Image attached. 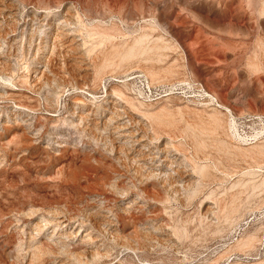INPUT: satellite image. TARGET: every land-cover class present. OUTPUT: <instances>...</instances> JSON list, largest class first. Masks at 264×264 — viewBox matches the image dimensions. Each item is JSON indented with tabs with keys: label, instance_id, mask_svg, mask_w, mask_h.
Returning a JSON list of instances; mask_svg holds the SVG:
<instances>
[{
	"label": "rangeland",
	"instance_id": "374dc122",
	"mask_svg": "<svg viewBox=\"0 0 264 264\" xmlns=\"http://www.w3.org/2000/svg\"><path fill=\"white\" fill-rule=\"evenodd\" d=\"M263 1L12 0L0 264H264Z\"/></svg>",
	"mask_w": 264,
	"mask_h": 264
},
{
	"label": "built area",
	"instance_id": "2783aa9c",
	"mask_svg": "<svg viewBox=\"0 0 264 264\" xmlns=\"http://www.w3.org/2000/svg\"><path fill=\"white\" fill-rule=\"evenodd\" d=\"M115 83L119 84H125V83H131V85L134 88V92L137 94V96L141 97L143 100L147 102H156L160 100L161 98L165 97V95L170 92V90H163L159 93L154 92L153 88L149 85V82L147 81V78L142 74H133L131 76H125L123 78L115 79L113 80ZM191 84H183L181 86H178L176 88L182 89L185 87H189ZM193 87H195V90H197L199 94V98L201 99V102L203 106H210L215 107L216 109L219 108V103L216 102L215 99L212 98L210 94H208L204 88L200 84H194ZM229 115V114H228ZM249 218L247 220H244L237 228V230L232 234L230 237L231 245L234 243H237L238 239L241 238L245 230L248 228ZM243 260H252L254 258L248 257V258H242Z\"/></svg>",
	"mask_w": 264,
	"mask_h": 264
},
{
	"label": "bare ground",
	"instance_id": "6f19581e",
	"mask_svg": "<svg viewBox=\"0 0 264 264\" xmlns=\"http://www.w3.org/2000/svg\"><path fill=\"white\" fill-rule=\"evenodd\" d=\"M248 1V0H247ZM11 2H12V0H5V5H4V3L2 4V3H0V18H2V17H5V16H10V14H12V12L14 13V11L13 10H11V6H9V4H11ZM264 2V1H263ZM262 2V3H263ZM50 5V4H49ZM48 5V6H49ZM263 6H264V4H263ZM51 9V8H50ZM36 10H38V11H41V12H43V11H45V10H47V8H40V7H37V9ZM263 14H264V12H263ZM8 16V17H9ZM7 17V18H8ZM6 18V17H5ZM66 22H68V21H66ZM262 26V25H261ZM260 26V27H261ZM143 41V40H142ZM138 42V41H137ZM264 43V42H263ZM155 48H157V47H155ZM160 49V48H159ZM131 54V53H130ZM158 55V54H157ZM150 85V84H149ZM202 86V85H201ZM205 90V89H204ZM207 92V91H206ZM208 93V92H207ZM209 94V93H208ZM211 95V94H210ZM212 96V98L213 99H215L216 100V102H218L217 101V99L213 96V95H211ZM219 103V102H218ZM219 105V108H221V110L222 111H224V112H226L227 114H229V116L233 119L234 118V116H233V114L230 112V110H228L227 108H225V107H223L221 104H218ZM214 110H216V109H214ZM218 120V119H217ZM215 121V120H214ZM213 122V121H212ZM218 122V121H217ZM231 122V121H230ZM218 124V123H217ZM230 124V123H229ZM231 125H233V124H231ZM230 125V126H231ZM232 129V128H231ZM235 138V137H234ZM236 139V138H235ZM240 139V138H239ZM242 139V138H241ZM238 140V139H237ZM242 141H244V140H242ZM264 147V146H263ZM263 149V148H262ZM261 150V149H260ZM259 154V153H258ZM264 155V154H263ZM261 156V155H260ZM256 157H258L257 155H256ZM94 228H96V227H94ZM89 239V238H88ZM256 239V238H255ZM243 240V239H242ZM255 241V240H254ZM241 243V242H240ZM253 242L252 241H250L248 238H247V240L245 241V243L243 244V242H242V248H245V247H250L251 246V244H252ZM237 245V244H236ZM253 246V245H252ZM251 246V247H252ZM240 247V248H241ZM251 247H250V249H251ZM242 248H241V250H240V252L242 251L243 252V250H246V248L245 249H243L242 250ZM247 248V249H248ZM237 250V249H236ZM249 250V249H248ZM238 251V250H237ZM71 255V257L73 258V259H75L78 263L79 262H81V260L83 259V258H81V256L79 255V254H77V253H72V254H70ZM89 255V254H88ZM91 255H93V254H91ZM97 255V254H96ZM99 256V255H98ZM71 257H69V258H71ZM87 257V256H86ZM89 257V256H88ZM91 257V261L90 262H94V260H95V257L96 256H90ZM84 261V260H83ZM96 261V260H95ZM92 262V263H93ZM71 263H73V262H71ZM77 263V264H78ZM85 263H88V262H85ZM84 263V264H85ZM89 264V263H88ZM95 264V263H94Z\"/></svg>",
	"mask_w": 264,
	"mask_h": 264
}]
</instances>
